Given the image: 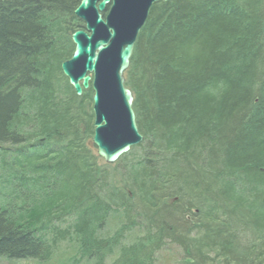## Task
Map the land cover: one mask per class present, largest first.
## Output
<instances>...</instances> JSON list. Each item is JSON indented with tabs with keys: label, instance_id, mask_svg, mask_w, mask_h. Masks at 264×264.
Instances as JSON below:
<instances>
[{
	"label": "trees",
	"instance_id": "1",
	"mask_svg": "<svg viewBox=\"0 0 264 264\" xmlns=\"http://www.w3.org/2000/svg\"><path fill=\"white\" fill-rule=\"evenodd\" d=\"M80 2L0 0V260L264 264V0L152 5L124 73L144 140L114 165L61 71Z\"/></svg>",
	"mask_w": 264,
	"mask_h": 264
},
{
	"label": "water",
	"instance_id": "2",
	"mask_svg": "<svg viewBox=\"0 0 264 264\" xmlns=\"http://www.w3.org/2000/svg\"><path fill=\"white\" fill-rule=\"evenodd\" d=\"M163 1L81 0L73 13L83 26L71 35L74 51L61 71L77 97L91 87L92 142L97 156L109 165L144 140L124 73L152 5Z\"/></svg>",
	"mask_w": 264,
	"mask_h": 264
},
{
	"label": "rangeland",
	"instance_id": "3",
	"mask_svg": "<svg viewBox=\"0 0 264 264\" xmlns=\"http://www.w3.org/2000/svg\"><path fill=\"white\" fill-rule=\"evenodd\" d=\"M112 232V227L107 230L104 234L107 235ZM53 258L48 264H84L75 258L74 248L71 244L64 242L61 244L57 250L54 252ZM75 258V259H73ZM180 258V254L176 248L168 252H163L159 257V262L157 264H175V260ZM0 264H6L4 261L0 260ZM16 264H31L27 262H20Z\"/></svg>",
	"mask_w": 264,
	"mask_h": 264
}]
</instances>
